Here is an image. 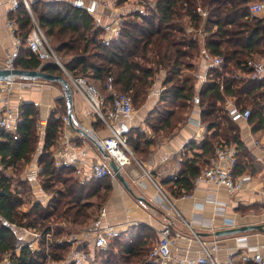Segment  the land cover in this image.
Returning <instances> with one entry per match:
<instances>
[{
  "label": "trees",
  "instance_id": "obj_1",
  "mask_svg": "<svg viewBox=\"0 0 264 264\" xmlns=\"http://www.w3.org/2000/svg\"><path fill=\"white\" fill-rule=\"evenodd\" d=\"M255 1L258 0H153L152 4L145 3L144 12L135 9L122 15L119 36L106 39L102 27L95 24L83 6L68 0H29L31 16L23 0H17L15 20L23 46L16 54L15 68H41L64 77L56 62L41 61L29 49L27 37L33 27V17L43 33L55 41V53L60 55L64 67L73 75L105 82L104 90L110 100L106 87L109 76L112 87L127 93L132 102H144L157 77L161 90L150 113V126L170 131L185 119L192 106L197 78L181 74L183 70L195 68V60L202 56L196 33L199 29L203 31L204 48L210 56H221L224 64L221 68L210 67L207 73L210 80L199 89L200 121L206 132L197 145L200 152L184 159L174 180L172 193L181 195L192 189L193 180L214 154L218 143L237 147L235 175L247 169L254 172L238 126L224 110V101L230 97L235 104L249 107L248 121L254 128L264 127V80L247 76L251 68L246 65L249 58L264 57V22L249 12V6ZM197 5L206 12L204 16L197 12ZM58 103L62 105V99ZM64 106L48 116L41 145L37 134L38 112L33 104L21 105L20 120L13 131L0 129V262L9 253L12 264H46L48 255L51 260L61 259L70 244L58 243L55 238L75 229L57 223L65 221L78 227L97 219L108 197L110 185L102 181L108 176L83 180L72 167H56L53 163L52 148L59 140ZM125 139L128 144L129 139ZM132 141L134 149L148 147L140 131ZM36 153L42 167L39 175L43 190L51 194L46 203L27 200L28 180L19 178L22 166ZM7 167L13 169L12 176L4 173ZM91 197L101 200L94 204ZM23 205L27 207L23 209ZM94 208L97 214H93ZM12 224L43 232L51 230L54 238L46 241L42 237L39 249L22 246L14 253L17 236ZM148 230L138 227L121 232L106 249L98 252L101 264H157L147 260L152 245L149 237L153 235Z\"/></svg>",
  "mask_w": 264,
  "mask_h": 264
},
{
  "label": "crops",
  "instance_id": "obj_2",
  "mask_svg": "<svg viewBox=\"0 0 264 264\" xmlns=\"http://www.w3.org/2000/svg\"><path fill=\"white\" fill-rule=\"evenodd\" d=\"M68 1L86 8L93 16L97 26H101L115 17H122L135 9H141L139 0H124L121 3H118L117 0ZM149 1L153 2V0ZM27 2L29 3V0ZM16 3L17 0H0V63L7 53L17 54L23 46L17 34ZM256 17L260 18V16ZM9 19L15 22L14 30L7 26ZM103 33L105 36L104 31ZM260 58L264 59V57ZM194 63L195 68L183 70L181 75H194L197 78V89L199 80L203 79L210 67L207 59L203 56L198 57ZM239 74L244 75L241 72ZM36 81L37 83L30 86L16 85L11 104L18 108L19 115L23 103L33 104L38 112L37 134L41 145L46 124L43 129H39V122L45 121L46 123L48 116L54 110L63 109L64 104L65 109L62 111L64 112L62 115H67V103L64 86L61 83L42 79ZM160 90L161 83L156 77L146 99L139 108H134L132 116L112 121L114 129L129 139L131 155L125 165L120 168V172L130 190L115 177L104 178L102 181L110 185L108 197L103 204L105 215L99 220L98 218L90 219L78 228L88 227L85 233H88L86 237L89 238V231L97 224L113 225L121 232L146 227L149 232L153 233L149 237V241L153 244L159 237V231L163 225L169 224L173 234L172 251L174 255L177 257L198 256L200 254L198 243L185 225L184 220H186L205 242L213 238L216 239L219 249L214 252V255L221 264H224L228 255L233 257L234 264H242L239 255L242 250L246 249L244 247L255 248L257 246L259 253L264 258V228L263 230L251 229L231 235L217 236L214 234L217 230L244 224H264V181L261 179V175L264 173V150L254 143L255 139H264V127L254 128V124L249 121L236 122L240 140L254 166V172L247 169L242 173L246 174L248 179L243 182L240 190L230 193L223 185L196 181L195 178L189 192L175 195L172 193L175 188L174 180L182 169L184 159L200 152L197 145L203 138L198 135L200 129L195 123L198 119L196 110L199 109V106L192 103L190 112L187 113L185 119L178 122L170 131L163 128L153 129L150 126L152 120L150 113L156 107ZM71 91L73 118L71 122L68 121L62 125V136L60 134L59 140L52 150L62 147L64 157L81 164L83 172H85L91 162L106 157L101 141L109 135L110 131L83 98L72 88ZM102 97L103 108H108L111 100L107 91L103 92ZM61 99L62 105L58 103ZM137 131H140L143 142L148 145L146 150L141 147L134 149L132 140ZM190 143H194V145L190 146ZM37 157L36 153L30 162L22 166L19 178L28 180V190L25 192L27 200L38 199L46 203L51 194L45 191L49 194V197H45L43 191L33 192L30 190L29 175L32 173L33 165H38ZM39 167L42 170V167ZM8 169L10 172L13 170L11 167H7L3 169L4 173L7 176H12L13 171L8 174ZM157 187L165 193L173 205L172 207L161 198ZM25 207L27 206L23 205L22 208ZM96 220L98 223H95ZM21 236H24V233ZM240 239H243L247 245L238 246ZM252 254L253 252H250V255ZM246 264H264V260L262 263L249 261Z\"/></svg>",
  "mask_w": 264,
  "mask_h": 264
},
{
  "label": "built area",
  "instance_id": "obj_3",
  "mask_svg": "<svg viewBox=\"0 0 264 264\" xmlns=\"http://www.w3.org/2000/svg\"><path fill=\"white\" fill-rule=\"evenodd\" d=\"M141 2V12H144L145 3H151L149 0H139ZM25 8L32 16L31 9L27 0H23ZM197 12L203 16L206 14L202 8L197 5ZM249 12L251 15L260 16L264 22V0H258L253 2L249 6ZM33 27L27 37V45L31 52L35 54L41 61L52 60L58 64L62 69L64 77L68 81L72 90L79 94L83 100L88 104L91 110L104 122L110 133L108 136L102 139V146L107 157L98 159L91 162L87 171L83 172L82 165L74 161H70L64 157L62 147H56L52 150L53 163L56 167H72L77 176L83 180H89L92 178L100 179L106 176L115 177L113 170L109 165V158L113 159L116 164L121 168L128 161L131 151L126 142L125 137L117 132L112 126V121L118 119H127L132 116L134 112V105L131 97L121 91L115 90L112 85V77L109 76L106 81V87L111 95L110 106L103 108V97L99 94L97 87L90 83L86 77L81 75L71 74L61 63L57 57L55 50L49 43L47 36L43 33L41 28L32 17ZM122 17H115L111 21L101 25L105 32V38H117L120 34L122 27ZM7 26L14 30L16 27L14 20H7ZM197 41L202 46L201 55L207 59L209 67H218L224 64V59L219 55L210 56L207 50L203 46L204 33L200 29L196 33ZM16 54L7 53L3 61L0 63V67L12 69L15 67ZM246 65L250 67L249 76L251 79H263L264 80V59L249 58L246 61ZM244 74V73H243ZM37 79H23V78H10L6 80H0V129L3 131H11L14 129L15 124L20 120L19 110L16 106L12 105L11 98L15 92L16 85L30 86L37 83ZM208 80V75L205 74L201 81L199 80V86L196 89V93L192 97V103L197 105L200 102L199 89ZM224 110L230 117L231 121H248L250 116L249 107H241L235 104L234 100L230 97L225 98ZM198 119L195 123L200 129L198 135L202 138L205 133V126L200 121V109L196 110ZM62 125L68 122L67 115L61 117ZM45 121L39 122V129H43ZM62 130V128H61ZM62 136V131L60 132ZM256 146L264 150V139H255ZM238 149L234 144L218 143L215 146L214 154L209 158L208 163L200 170L196 181H203L206 183H214L223 185L230 193L237 192L242 187L243 182L248 179L246 174L235 175L234 167L237 162ZM40 165H33L32 173L29 175L30 190L43 191L42 183L40 180ZM261 179L264 181V173L261 175ZM159 194L169 206H173L165 195V193L159 188ZM45 197H49V194L45 192ZM43 202V201H41ZM105 215V209L102 207L99 210L97 216L98 220ZM98 223L96 220L95 223ZM185 225L196 239L198 243V256L185 255L184 257H177L172 251V239L173 234L171 226L169 224L163 225L159 231V237L154 242L148 252L147 260L157 264H221V262L215 257L214 252L218 250L216 239H212L205 242L197 235V232L190 226V224L184 220ZM57 225L62 227L73 228L72 232L68 234L59 235L55 238V241L65 242L70 244L69 251L59 260H51L50 256L47 257L46 264H101L98 252L106 249L111 241L120 236L121 231L115 226L109 224H97L90 232V237H86L85 231L87 228H78L76 225H72L65 221H60ZM13 228L16 227L12 224ZM24 236L18 237L16 241V247L14 253H17L22 246H27L31 250L39 249V242L42 237L46 241H51L54 236L52 231L43 232L34 228L20 227ZM26 233V235H25ZM176 234V233H175ZM178 234V233H177ZM247 244L243 239L238 241V246H246ZM246 249L240 252V260L242 264H246L249 261L256 263H262L264 258L259 253L258 247ZM250 252H253L250 255ZM0 264H12V254H6ZM224 264H234L232 256L228 255Z\"/></svg>",
  "mask_w": 264,
  "mask_h": 264
},
{
  "label": "water",
  "instance_id": "obj_4",
  "mask_svg": "<svg viewBox=\"0 0 264 264\" xmlns=\"http://www.w3.org/2000/svg\"><path fill=\"white\" fill-rule=\"evenodd\" d=\"M10 78H23V79H42L46 81H57L64 86L65 90V99L67 103V118L68 121L71 122L73 115H72V91L70 85L66 78L61 75L52 74L40 69H20V68H2L0 67V80H6ZM104 152V151H103ZM105 154V153H104ZM107 157V155L105 154ZM109 165L115 174V178L121 182L128 190L130 187L124 177L120 172V167L116 164V162L109 158ZM264 224H244L240 226L225 228L221 230H217L214 232L215 235H231L236 233L245 232L251 229H259L263 230ZM197 235H200L197 233Z\"/></svg>",
  "mask_w": 264,
  "mask_h": 264
},
{
  "label": "rangeland",
  "instance_id": "obj_5",
  "mask_svg": "<svg viewBox=\"0 0 264 264\" xmlns=\"http://www.w3.org/2000/svg\"><path fill=\"white\" fill-rule=\"evenodd\" d=\"M46 34V33H45ZM46 36H47V38H48V40H49V43L51 44V46L53 47V49L55 50V41L54 40H52L51 39V37L49 36V35H47L46 34ZM57 54V56L59 57V59L61 58L60 57V55L58 54V53H56ZM61 60V59H60ZM90 83H92V84H94L96 87H97V89H98V92H99V94L101 95V96H103V92L105 91L104 90V88H105V82H99V81H94V80H92V79H87ZM106 92V91H105ZM133 103H134V108L135 109H137V108H139L140 106H141V104L143 103V102H141V101H139V102H134L133 101ZM154 109V108H153ZM152 109V110H153ZM160 109H161V111L162 112H165V109L163 108V107H160ZM12 172V171H11ZM10 172V170L8 169L7 170V173L8 174H10L11 173ZM106 183V182H105ZM91 200L94 202V204H97V203H99L100 202V200H101V198H97V197H91ZM103 207V205L101 206V208ZM100 208V209H101ZM93 214H97V210H96V208H94L93 209ZM99 214V213H98ZM14 229V232H15V234L18 236V237H21V234H23L24 232H23V230L20 228V227H14L13 228Z\"/></svg>",
  "mask_w": 264,
  "mask_h": 264
}]
</instances>
